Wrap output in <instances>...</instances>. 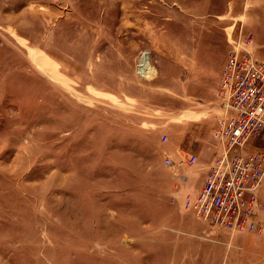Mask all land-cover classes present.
Wrapping results in <instances>:
<instances>
[{
	"label": "rangeland",
	"instance_id": "374dc122",
	"mask_svg": "<svg viewBox=\"0 0 264 264\" xmlns=\"http://www.w3.org/2000/svg\"><path fill=\"white\" fill-rule=\"evenodd\" d=\"M231 34L264 61V0H0V264H264V210L232 237L184 204Z\"/></svg>",
	"mask_w": 264,
	"mask_h": 264
},
{
	"label": "built area",
	"instance_id": "2783aa9c",
	"mask_svg": "<svg viewBox=\"0 0 264 264\" xmlns=\"http://www.w3.org/2000/svg\"><path fill=\"white\" fill-rule=\"evenodd\" d=\"M231 36L232 49L216 93L219 118L213 136L218 153L201 188L184 204L199 221L234 237L262 228L258 219L264 210L259 196L264 181V61L253 56L249 37ZM197 162L196 156H188V165ZM164 164L174 163L166 157Z\"/></svg>",
	"mask_w": 264,
	"mask_h": 264
},
{
	"label": "crops",
	"instance_id": "0c3cea01",
	"mask_svg": "<svg viewBox=\"0 0 264 264\" xmlns=\"http://www.w3.org/2000/svg\"><path fill=\"white\" fill-rule=\"evenodd\" d=\"M213 138H214V136H213ZM214 140H215V138H214ZM215 142H216V140H215ZM188 149H190L191 151H192V147L190 148H188ZM209 153H210V155L212 156L211 157V159L213 160L215 157H216V155H217V153H218V147H217V142H216V145H214V147L213 148H209ZM186 152V151H185ZM188 154H190V153H188ZM195 156V155H194ZM211 160V161H212Z\"/></svg>",
	"mask_w": 264,
	"mask_h": 264
},
{
	"label": "bare ground",
	"instance_id": "6f19581e",
	"mask_svg": "<svg viewBox=\"0 0 264 264\" xmlns=\"http://www.w3.org/2000/svg\"><path fill=\"white\" fill-rule=\"evenodd\" d=\"M141 69H143L144 71L150 70L149 68V64H148V59L146 57V55L143 56L142 60H141V65H140Z\"/></svg>",
	"mask_w": 264,
	"mask_h": 264
}]
</instances>
